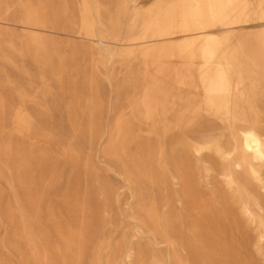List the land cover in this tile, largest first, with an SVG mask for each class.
I'll return each instance as SVG.
<instances>
[{"label": "bare ground", "instance_id": "6f19581e", "mask_svg": "<svg viewBox=\"0 0 264 264\" xmlns=\"http://www.w3.org/2000/svg\"><path fill=\"white\" fill-rule=\"evenodd\" d=\"M74 8L66 30L102 62L138 60L142 79L116 85L106 125L86 81L55 151L37 116L48 80L64 84L65 59L42 46L0 49V83L18 100L0 89V181L11 195L3 201L0 188V264H264V0H0V29L18 26L42 45L39 33L65 29ZM17 59L40 72L39 99L8 78L6 66L27 74ZM99 140L123 204L78 150ZM50 194L55 208L44 210Z\"/></svg>", "mask_w": 264, "mask_h": 264}, {"label": "rangeland", "instance_id": "374dc122", "mask_svg": "<svg viewBox=\"0 0 264 264\" xmlns=\"http://www.w3.org/2000/svg\"><path fill=\"white\" fill-rule=\"evenodd\" d=\"M74 4H78V0H71ZM148 0H141V4H146ZM74 17L69 19L70 16L66 14V18L60 19L65 25V29H55L54 31L39 33L40 40L44 42L42 45L31 44V40L28 35L27 30L19 28L18 26L12 27H2L0 29V49L6 52L8 48H18L26 49L35 46H42L49 49H55V63L58 62V57L65 59L67 68L62 73L64 79V84L59 86L49 79L51 83L52 93L44 101V107L46 113L38 117L40 125L46 127L48 131L55 134V151L58 148L60 141L63 142L62 138L68 137V123L66 115V104L71 98V95L76 94H88V89L86 87V81L92 79L94 81V90L101 101L102 124L106 125L111 121L112 110L111 108L116 104V85H120L127 79L135 80L139 82L142 79L141 62L133 59H121L118 56L113 57L110 60H105L102 62L98 56V51L95 49V45H90L86 40L73 32L75 30V24L78 21L79 11L77 8L73 9ZM71 21L73 24H71ZM70 24V25H69ZM72 26L73 31L66 30V27ZM7 28V29H5ZM19 67H23L27 74H21L18 70H14L11 67L6 66L5 71L8 78L12 81H16L17 86H20L23 90L31 93L39 99V90L42 86L40 72L37 70L36 66L32 64L30 60H16ZM104 63V64H102ZM172 63L177 64L178 61H173ZM70 65V66H69ZM49 74H46L48 76ZM108 76H110V81H107ZM4 75H0V82L4 80ZM124 85V83H123ZM123 85L121 87H123ZM31 87V88H30ZM0 89L9 96L11 102L16 104L18 102L16 94L9 87L2 86L0 83ZM124 89L131 93V87L124 86ZM60 139V141H58ZM63 142L62 144H65ZM103 143L99 140L94 147L89 150L82 148V144L78 145V150L86 154L91 153L92 163L94 167L99 171V173L114 186L118 192V197L121 204L127 200V191L125 190L123 181L116 171L110 168V164L107 159L103 158L100 154V147ZM61 146V145H60ZM59 179L55 183V187L59 186L61 190L66 189L67 177L69 175V170L65 167L57 172ZM83 182L82 177L80 178V184ZM0 188L2 189V200L6 201L11 198L8 186L0 181ZM52 204L55 208L56 199L54 194H50L45 198L43 207ZM115 212L118 214L119 209L115 205ZM121 217V216H120ZM122 218V217H121ZM125 221V219H123ZM131 227L127 230L130 231ZM5 228H0V236L4 235ZM17 257L13 256L12 261L16 263Z\"/></svg>", "mask_w": 264, "mask_h": 264}]
</instances>
